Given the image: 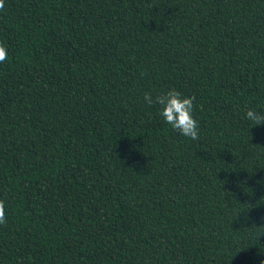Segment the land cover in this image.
<instances>
[{
    "label": "trees",
    "instance_id": "1",
    "mask_svg": "<svg viewBox=\"0 0 264 264\" xmlns=\"http://www.w3.org/2000/svg\"><path fill=\"white\" fill-rule=\"evenodd\" d=\"M0 45V264H264V0H0Z\"/></svg>",
    "mask_w": 264,
    "mask_h": 264
},
{
    "label": "clouds",
    "instance_id": "2",
    "mask_svg": "<svg viewBox=\"0 0 264 264\" xmlns=\"http://www.w3.org/2000/svg\"><path fill=\"white\" fill-rule=\"evenodd\" d=\"M8 57L7 48L0 45V62ZM192 97L184 96L179 91L172 89L163 95H159L153 100L150 94H146L144 100L148 104H159L160 115L164 122L173 130L178 131L184 137L197 140L199 138L198 121L194 116ZM245 118L253 126L264 124V110H254L249 108L245 113ZM5 222V205L0 201V223Z\"/></svg>",
    "mask_w": 264,
    "mask_h": 264
}]
</instances>
